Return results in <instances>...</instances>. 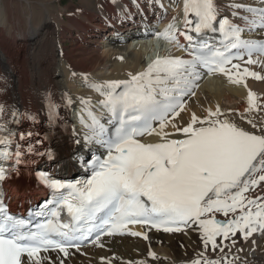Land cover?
Here are the masks:
<instances>
[{"label": "snow or ice", "instance_id": "obj_1", "mask_svg": "<svg viewBox=\"0 0 264 264\" xmlns=\"http://www.w3.org/2000/svg\"><path fill=\"white\" fill-rule=\"evenodd\" d=\"M229 7L243 27L221 17L215 0H184L185 30L170 24L163 38L178 44L177 37L183 36L191 59L157 58L127 81L91 85L102 97L98 104L104 112L97 114L90 101L82 100L88 117L81 116L80 121L86 129L84 143L105 149L106 156L94 157L87 180L65 183L39 174L54 193L36 214L44 218L42 222L33 224L10 214L0 195V264H57L41 255L49 252L57 253L59 264H64L59 253L68 257L70 249L79 251L85 241L100 243L104 235H142L130 231V225L165 233L191 227L200 232L206 251L222 254L224 241L235 245L240 234L247 239L257 231L264 233V195L255 194L257 189L264 192V126L259 134L251 132L218 107L203 117L193 113L184 123L176 119L185 110L184 98L195 94L201 68L228 75L234 83L246 76L264 79L246 66L241 71L233 60L242 57L231 51L247 49L245 64L257 63L251 52L258 48L264 53V44L242 39V32L257 24L264 28V9L242 3ZM241 12L259 19L250 20ZM210 32L223 37L222 47L204 39ZM247 101V112L258 107L251 91ZM48 107L51 121L56 106L50 101ZM27 119L35 121L30 114L0 105V183L18 174L21 166L36 163L37 157L54 159L50 150H41L39 133L20 129ZM248 123L257 127L251 119ZM169 126L173 131H167ZM152 134L159 142H142L143 136ZM64 209L69 223L61 221ZM236 259L201 255L192 264H234Z\"/></svg>", "mask_w": 264, "mask_h": 264}, {"label": "bare ground", "instance_id": "obj_2", "mask_svg": "<svg viewBox=\"0 0 264 264\" xmlns=\"http://www.w3.org/2000/svg\"><path fill=\"white\" fill-rule=\"evenodd\" d=\"M54 1L0 0V105L8 106L14 102L21 113L34 116L35 121L25 120L20 129L39 133L43 140L41 149L50 142L48 147L55 156L48 160V164L54 163L57 169L68 170L71 160L60 153L58 155L57 144L67 133L75 141H80L77 147L83 152L79 156L86 154L87 149H83L86 129L80 122L86 113L82 100L90 101L92 109H95L102 99L91 85L127 81L130 75L144 72L160 54L173 58L183 56L184 52L174 43L167 54L163 52L165 48L158 51L161 39L156 37L170 24L184 25V2L77 0L76 3L61 5V1L58 4ZM233 3L264 9L262 0H218L219 14H231L229 6ZM241 15H248L250 20L259 19L258 15L250 13L241 12ZM234 20L243 27V21ZM243 34L248 39H258L264 36V28L253 25L245 28ZM68 41L72 42L71 47ZM165 45L168 47L167 43ZM253 60L257 63H240L241 71L246 66L264 76V58L255 57ZM10 90L13 97L8 94ZM250 91L255 94L258 107L247 112ZM184 99L185 110L176 118L180 123L188 121L193 113L203 117L208 109L215 111L218 107L251 132L259 134V128L264 126V79L246 76L240 83H234L225 74L206 77L200 73L195 94ZM50 101L56 106V115L51 121ZM249 119L257 124L256 128L248 123ZM167 131H173L171 126ZM159 140L152 134L142 142L157 143ZM95 147L100 148L98 145ZM21 182L10 183L16 199L24 194ZM255 194L264 195V192L257 189ZM129 229L142 235L104 237L100 243L79 251L70 249L68 257L59 253V258L64 260V264H192L201 255L211 259L224 255L229 261L238 257L234 264H264V233L259 231L247 239L242 234L238 235L234 238L235 245L224 241L226 247L222 254L206 251L200 232L191 227L178 233L141 226L136 230ZM154 251L163 253L166 258L150 255ZM41 255H49L59 264L57 253Z\"/></svg>", "mask_w": 264, "mask_h": 264}, {"label": "rangeland", "instance_id": "obj_3", "mask_svg": "<svg viewBox=\"0 0 264 264\" xmlns=\"http://www.w3.org/2000/svg\"><path fill=\"white\" fill-rule=\"evenodd\" d=\"M24 0H20V2H23ZM61 1V5H69V4H71L72 2H77V0H55L54 2H55V4H58V2H60ZM71 41V40H70ZM70 41H68L67 43L69 44V46L71 47L72 46V42H70ZM163 258H165V257H163Z\"/></svg>", "mask_w": 264, "mask_h": 264}]
</instances>
